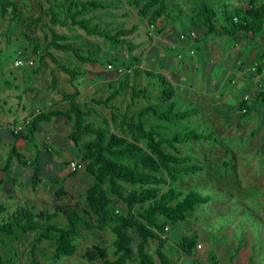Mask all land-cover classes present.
Wrapping results in <instances>:
<instances>
[{"label": "trees", "instance_id": "trees-1", "mask_svg": "<svg viewBox=\"0 0 264 264\" xmlns=\"http://www.w3.org/2000/svg\"><path fill=\"white\" fill-rule=\"evenodd\" d=\"M46 2V15L51 26L68 29L77 27L88 36H97L112 44L127 45L128 50L132 51L133 46L120 38L126 35V30L117 29L112 33L111 30L92 23V18L82 17L88 9L106 7V4L92 0L73 9L70 5L67 6L72 0ZM130 4L148 25L154 26L162 15L164 20L168 19L165 0H131ZM248 6L245 10L234 11L231 17L224 12V22L228 21L227 25L221 22L218 27L210 18L211 14L215 15V10L202 6L199 14L191 19L190 26L200 31L203 37L221 36L225 33L232 35L237 32L255 35L264 27V4L257 5L255 0H250ZM17 12L18 5L14 0H0V18L8 13L15 18ZM35 25H40V17L29 18L24 27L31 30ZM49 31L50 38L46 46L49 50L43 52V55H39L37 44L34 43L31 51L23 50L18 52V56L28 61L32 60L30 57L37 55L38 67L26 66L34 74H40L50 62L52 65L47 73V88L57 89V72H61L70 81L68 82L73 91L59 92L60 101L67 103V109L36 112L26 128L31 134L37 132L42 123L48 124L60 118L70 121L67 139L76 148V157L84 164L83 171L91 177L92 183L83 192L81 205L55 204L52 211L39 213H35L34 209L15 207L9 218H2L0 221V233L11 242L18 239L19 235L34 232L36 236L33 242H48L53 247L51 259L56 261L62 257H71L76 252L75 241L80 229L87 232L107 230L112 236L111 250L98 245L86 248L82 257L88 264H155L154 257L160 264H167L164 250L168 232L165 228L184 222L197 207L210 200L199 192H182L176 187L182 178L200 172L199 165L193 164L190 156L182 155L178 146L190 141L218 145L221 142L213 132L199 131L197 128L186 127L180 134H166V124L178 126L197 115L198 110H176L175 103L170 100L173 92L166 86L167 82L162 76H158L162 91L157 102L139 107L132 114L131 109L136 107L134 98L146 95L147 89L129 86L131 99L125 111H121L111 102L125 92L126 83L120 80L123 76L118 78V87L104 99L91 98L89 102L80 104L77 100L79 86L87 71L64 63L57 57V53L70 54L82 63L94 64L97 61L83 55L82 48L75 46L67 35L58 34L52 28ZM132 60L138 61V58L134 56ZM254 69L253 74L260 73L261 64L257 63ZM139 70L135 69L133 72L136 75L154 76L149 71ZM261 101L264 102V87L258 91L254 100ZM97 108L108 110V115L100 114ZM237 108L240 112L244 110L241 115H248L254 106L247 105V101L242 99ZM21 135V132L13 134L14 138ZM224 150L228 152L226 148ZM14 159L18 166H27L24 157L11 145L0 172L5 173ZM29 165L32 168L29 172L30 187L34 191L42 173L38 156ZM75 174L76 172L69 171L66 176ZM58 180L60 179L52 182V193L56 198L62 199L65 192L62 180ZM117 203H121L122 207H118ZM6 212L7 206L0 202V216H4ZM59 215L65 218L63 227L52 222ZM38 220L43 221L44 225H39ZM152 241L156 243L153 254L148 250ZM195 245L196 238L190 236H184L176 243L177 248L185 255H190ZM109 254L111 259L108 258ZM15 255L3 258L0 254V264H16ZM32 256L33 252H30V264H38Z\"/></svg>", "mask_w": 264, "mask_h": 264}, {"label": "rangeland", "instance_id": "rangeland-1", "mask_svg": "<svg viewBox=\"0 0 264 264\" xmlns=\"http://www.w3.org/2000/svg\"><path fill=\"white\" fill-rule=\"evenodd\" d=\"M18 5L17 17L12 18L10 13H8L4 18H0V72L8 67L13 61L19 57L18 52L23 50L31 51L33 49V44H37V49L39 55H43L46 50L47 42L50 38V28H52L58 34H65L70 38V41L75 46H80L82 48V53L85 56H89L91 59H95L97 63H82L75 59L70 54L57 53V57L66 64L75 65L82 68L87 72L81 81L79 86L80 94L77 100L81 103L89 102L91 98L104 99L108 94L116 89L119 85V81L115 80L118 77L117 71H111L107 68V64L110 63L113 67L122 69H131V73L124 74L120 78L121 82L126 83V89L122 96H118L114 99L111 104L117 106L121 111H125L126 106L129 104L131 95L129 86L139 89L140 87L151 90H155V82L157 86L159 85L158 76L150 77L143 74H135L133 71L135 69L143 70V67H139L142 62L143 64L148 62V58L145 57V47L147 41L144 40L147 35V30H153L150 25L141 19L137 14V9L131 6V0H93L96 2L106 4V7L90 8L88 9L82 17L92 18V23L97 24L100 28L111 30L114 33L117 29L126 30V35L121 36V39L127 40L131 44L132 51L128 50V46L124 44H112L111 42L104 40L97 36H88L82 30L77 27L62 28L59 26H51L46 15L48 4L46 0H14ZM92 0H72L67 6H71L73 9L80 8L81 3L87 4ZM257 5L264 4V0H255ZM201 5L198 1L196 2ZM194 7L198 8L197 5L192 4ZM207 8L213 10L216 6L206 3ZM64 11V10H63ZM61 11V13L63 12ZM227 15L231 17V13L226 10ZM197 14V13H196ZM40 17V25H35L31 30H27L24 24L29 21V18ZM210 18L215 22V26L218 23L224 22L223 14L219 11H215V15L211 14ZM186 19V23H189ZM191 26L188 25L187 29L191 31ZM187 31V30H185ZM22 34L33 38V40H28L23 37ZM190 37H195L193 31H191ZM214 36V35H212ZM257 43L259 40L264 43V31L254 35ZM143 40V41H142ZM142 42V43H141ZM247 48V47H246ZM264 46L259 49L261 52ZM186 57L183 56V61L186 60L187 63L190 61L188 52H186ZM136 56L138 61L132 60V57ZM199 56L201 58H199ZM248 57V52L243 54V58L240 60L245 63ZM33 60L31 66L33 68L38 67L37 55L30 57ZM195 61L200 59V63L195 67L194 75L190 77L185 75L179 78L183 83H190V78L195 76L196 85L194 88L198 92H202V86L207 82L211 87H216V83L220 81L221 77L218 76L219 70L215 71V68L209 67L208 69H213V72L208 74L205 72L206 63L208 61L201 62L203 56L196 55L194 57ZM205 60V59H204ZM264 60V59H263ZM110 61V62H109ZM180 61V60H178ZM149 63V62H148ZM51 63L48 62L46 67L39 73L34 74L29 71L26 67L23 72H28L33 81L31 80L28 84L30 88L40 90L41 93L37 98H33V92L25 91V98L23 99L26 104V118H31L33 114L40 111H46L48 109H67V103L60 101L59 92L71 93L73 91L72 86L69 84L67 77L61 73L57 72V89L55 91H48L47 86L49 84V79L47 76L48 69ZM256 65L253 64L252 67ZM180 63L177 67L171 69L177 74H182V69H180ZM251 67V68H252ZM250 68L251 73L254 71ZM20 69V68H19ZM22 69V68H21ZM145 71V70H143ZM180 74V75H181ZM260 74V73H259ZM154 78V79H153ZM216 78V81L214 80ZM69 81V82H68ZM3 84V77H0V84ZM20 85L19 87L22 89ZM157 88V87H156ZM21 89L19 91L21 92ZM240 89L241 93L247 91L243 85H236L234 90ZM147 90V92H148ZM22 94V93H20ZM22 94V96L24 95ZM256 95H250V100L248 104L254 106L255 108L261 106V103L254 102ZM59 101L53 103L54 100ZM219 98V97H218ZM224 99V98H222ZM203 101V98H199V103ZM221 100V99H220ZM242 100V99H241ZM240 100V101H241ZM248 100V99H247ZM155 97L151 100L148 94L140 96L139 98H134V103L136 107L131 109V113H134L139 107L146 106L149 103H153ZM210 101V100H209ZM239 101V102H240ZM251 101H253L251 103ZM179 103V102H177ZM227 103V102H226ZM256 105V106H255ZM190 106L187 105L184 109H188ZM195 108V107H194ZM197 108V107H196ZM256 108V109H257ZM98 112L102 115H108V110L103 108H97ZM216 111L222 113L225 120L230 121V130L225 134L223 127L220 129V134L218 132L217 136L221 144L223 143L225 147L228 148V152L224 151L221 145L215 143L207 142L206 146H201L200 141H190L187 143H182L179 145V150L182 155L190 156L193 159V164H197L200 167V172L195 175H190L182 178L176 187L180 191H196L201 195L208 197L210 200L208 206L204 207L205 218H209L212 215V222L207 224L205 228L206 231H211L216 240L223 241L221 237L216 233L217 230L223 227L233 225V222H238L234 224L233 234L238 236L242 227H238L239 223L244 224L246 231L250 233L251 244L254 246L255 254L257 252L264 255V122L262 119V113L258 115L259 123L258 126H252L250 128L254 135H251L250 131L247 129L248 120L252 118L248 115H241L242 112L238 108H232L230 106H220L216 107ZM200 109H198V114ZM131 116V115H130ZM210 113L207 117H210ZM206 119V118H205ZM154 121H150L153 123ZM43 125L42 127H44ZM71 122L59 119L58 123L51 125H46L43 128L45 133V138L48 134L53 131L56 135L57 130H60L59 135L65 137V133L70 129ZM167 126V135L173 134L174 132L182 133L184 129L195 128L199 131L212 132L217 131V127H221V123L215 126H211L207 122H202V117L194 116L190 120L181 122L178 126ZM23 135H26L28 128L23 127L20 131ZM214 133V132H213ZM44 136V135H43ZM44 138V140H45ZM33 144L38 145L37 138H33ZM47 144H49L47 142ZM26 146V145H24ZM221 146V147H219ZM219 147V148H218ZM54 148V147H53ZM55 151H58L54 148ZM63 150V148L61 149ZM69 151V152H68ZM62 155L58 153L52 160L65 165V172L68 173V164L71 159L77 158L74 156V151L68 150ZM7 153V147L0 146V168L3 166V160ZM25 156H29L31 152H24ZM76 153V149H75ZM56 154V153H55ZM54 165L47 163L44 165L45 172L48 173L40 177L41 182L38 184L36 190L31 189L30 181L25 178V170L22 168L19 173H16L17 180L19 184L13 185L12 191L8 194V198L3 197L0 194V202L4 201L7 205V212L4 216H0V221L2 218H9L10 212L17 208L18 206L33 210L35 213L42 211H52L55 204H68L76 205L80 204L82 201V195L85 189L91 185L92 179L84 173L83 170L76 172L74 176H66L61 174L60 166L57 170L54 169ZM13 169H16V164L13 162ZM55 176V177H54ZM0 177H3V173L0 172ZM54 178L62 180L63 189L65 196L62 199L56 198L53 195L52 182ZM58 180V181H60ZM118 207H122L121 203H117ZM81 205V204H80ZM200 214V213H199ZM203 214V212H201ZM191 216V214H190ZM189 216V217H190ZM203 220H205L203 218ZM38 224L43 226V221L38 220ZM53 223L60 227L65 226V218L59 215L57 218L52 220ZM230 224V225H229ZM225 227V228H226ZM179 227L174 225L171 226L170 234L172 237H177L179 232ZM19 234V233H17ZM187 234V233H186ZM187 235H192L188 233ZM36 233L30 232L25 235H19L18 239L11 242L7 241V238L0 233V254L3 258H8L9 256L15 255L16 264H30V252H33V260L38 264H88V262L82 257L86 248L93 245H98L106 247L111 250V240L112 236L105 231H94L87 232L83 229L79 230L78 238L76 239V252L71 257H62L59 260H52L51 256L53 253V247L48 242L35 243L33 242ZM153 243V241L151 242ZM150 243V244H151ZM149 252L154 253L153 244L149 246ZM111 259V254L108 255ZM154 262H156V257H154ZM264 264V262H260Z\"/></svg>", "mask_w": 264, "mask_h": 264}, {"label": "crops", "instance_id": "crops-1", "mask_svg": "<svg viewBox=\"0 0 264 264\" xmlns=\"http://www.w3.org/2000/svg\"><path fill=\"white\" fill-rule=\"evenodd\" d=\"M197 1L201 5L196 3ZM249 1L250 0H165L168 19L164 20V15L159 17L154 25V29L149 30L148 28L147 35L144 39L147 41L145 57L148 58L150 56L148 59L149 63L143 64L141 62L139 67H143L144 65L142 69L153 73L154 76L152 77L162 76L164 80H166V86L173 92L170 100L175 103L176 110H185L184 107L189 105L190 107L188 109H193L194 107L197 110L200 109V113L195 116L202 117V122H207L211 126L216 125V127L218 123H221V127H217V131H212L218 139L219 137L216 132L220 134V129L223 127V131L227 134L231 127L227 124L230 121L225 120L222 113L216 111V107L230 106L237 109L239 101L244 96H247L248 100L246 101L247 105H249L250 95H256L258 91H261L262 87H264V73L260 72V74H253L249 72L253 64L257 65V63H260L261 68H264V49L259 52V49L264 46V43L262 44L263 41L261 40L257 43L253 34L243 32H237L232 35H227L225 33L221 36L211 35L203 37L200 31L191 28L195 37H190V34H188L190 31L187 29V26L190 25L191 19L199 14L201 7L206 6V3L216 6L215 11L217 10L221 14H224L226 10L233 13L240 9L245 10L249 8ZM192 4L197 5L198 8L194 7ZM186 19H188L187 21L189 23L185 22ZM219 25L220 23H218L216 27ZM262 31H264V27ZM256 35H258V33ZM185 51L188 52V56L190 57L189 63H187L186 60L183 61V56L186 57ZM246 52H248V57L246 62L243 63L240 58H243V54ZM199 54L203 56L201 62L208 61L205 69L207 74L209 72L211 73V71L213 72L214 68L215 71L221 68L218 72V76L221 77V79L216 83V87H211L208 80H206L207 82L203 86L200 84L202 92H198L194 88V85H196L195 76L190 78V83H183L179 80L181 76L183 77L185 75V77H190V75H194L195 67L200 63V59L195 61L194 57ZM199 58L201 57L199 56ZM179 63L182 74H177L175 71L171 70L177 67ZM208 66H213L214 68L208 69ZM23 69H25V67L22 69L13 67L12 63L0 72V77H3V84H0V146L7 147L8 152L9 147L14 145L17 152L20 153L27 162V166L20 167L15 159L12 160L9 169L3 173V177H0V194L5 198H8V194L14 187L13 185L19 184L16 176V173H19L18 170L20 171L23 168L25 170L24 175L26 180L30 181L29 172L32 168L29 164L35 156H38V163L42 168L40 177H42L46 173L44 165L47 163L53 164L55 170L60 166L62 176L63 174L67 175L63 167L65 162L61 164L56 162V160H52V158L62 151V155H64V153L70 149L74 151V156L77 154V151L75 153L76 148L72 142L67 139L70 129L65 133V137L59 135L60 130L58 129L56 135L51 131L47 138H45L46 131L44 133L43 128L47 124L42 123L38 126L37 132L31 134L27 132L26 135H21L22 137L19 136V138H14L9 128L26 119V104L23 100L25 98V91L33 92V98L31 99L37 98L41 93L40 90L28 86L29 82L31 80L33 81V78L28 75V72H23ZM118 78L119 77L115 78L114 81L118 80ZM214 80L216 81V78ZM158 83L159 85L157 86V82H155V90L153 89L152 94L151 90L147 89V94L150 99L152 100L153 96L155 97L156 101H154L153 104L157 102L159 96H161L162 87L160 82ZM238 84L243 85L247 91L243 93H241L240 89H236L235 91L234 87ZM20 85L23 86H21L22 89L19 87ZM24 88H26V90H24ZM19 89H21V92ZM139 89H143V87ZM48 91L51 92L55 90L48 89ZM20 93L24 95L22 96ZM199 98H203V101L200 100L201 103H199ZM57 101H59V98L54 100L53 103ZM252 102L253 101H251V103ZM260 103L261 106L258 108L256 107L257 109H253L248 114V117L252 118V120H248L247 124V130L250 131L251 135L255 133H253L250 128H252V126H258V115L261 113L264 122V102L261 101L259 104ZM209 113L211 116L207 117ZM63 120L66 122L65 119ZM58 121L59 119L48 123V125L58 123ZM43 125L45 126L42 127ZM34 137L37 138L38 145L33 144ZM47 142L49 144H47ZM200 143L201 146L207 145L205 141H200ZM221 146L228 150L223 143ZM53 147L58 151H55ZM62 148L63 150H61ZM24 152L31 153L29 156H25ZM6 156L7 153L4 157L2 168L4 167ZM72 160H77V158L71 159V161ZM13 162L16 164V169H13ZM54 177V180L58 179ZM2 202L5 204L4 201ZM205 205L208 206V203ZM205 205L197 207L191 216L184 222L176 224L180 229L177 237L173 238L170 234L171 227L167 228L168 233L164 250V257L168 262L167 264H260V262H264V255L261 256L262 253L260 250L255 254L254 246L250 241V233L245 229L243 230V228H245V226H243L244 224H238V227H242L238 236L233 234L232 229L234 224L238 222H233V225L225 226L226 228L223 227L217 230L216 233L223 241L216 240L211 231H206L205 228L207 224L212 222V215L209 216V218H205ZM201 212H203V214H201ZM203 218L205 220H203ZM186 233H191L192 235H187ZM184 236L196 238L195 249L190 255L183 254L176 246V243ZM152 244L154 249L156 245L155 241L150 245L152 246ZM155 264H160L158 259H156Z\"/></svg>", "mask_w": 264, "mask_h": 264}, {"label": "built area", "instance_id": "built-area-1", "mask_svg": "<svg viewBox=\"0 0 264 264\" xmlns=\"http://www.w3.org/2000/svg\"><path fill=\"white\" fill-rule=\"evenodd\" d=\"M151 28L154 27L153 25H150ZM182 38V37H181ZM32 60H28V61H24L23 59L17 57L14 61H13V67L15 68H23L29 65H32ZM107 68L110 69L111 71H117L118 73V77L123 76L124 74H129L131 73V69H122L120 70L119 68H114L113 65L108 64ZM253 71L255 70L254 67L251 68ZM261 73H264V68H262ZM243 100H247V96H244L242 98ZM242 112H244V110H242ZM31 120V118H27L13 126H11L9 129L11 131V133L13 134H17L18 132H20L23 127L27 126L29 124V121ZM68 170L71 172H78L79 170H83L84 168V164L79 160H72L69 162L68 164ZM165 230H167V228H165ZM199 247V246H198Z\"/></svg>", "mask_w": 264, "mask_h": 264}]
</instances>
